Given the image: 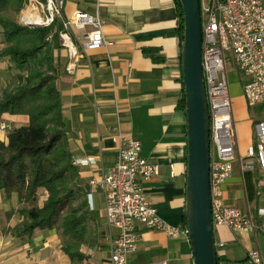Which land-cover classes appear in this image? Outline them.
Instances as JSON below:
<instances>
[{"label": "crops", "instance_id": "obj_1", "mask_svg": "<svg viewBox=\"0 0 264 264\" xmlns=\"http://www.w3.org/2000/svg\"><path fill=\"white\" fill-rule=\"evenodd\" d=\"M64 17L75 10L99 14L103 20L106 44L89 50L68 73L69 58L57 38L51 50L56 68L55 84L61 101V115L72 159L93 160L76 165L91 220L97 226L98 245L85 250L79 264H110L111 240L118 230L105 219L104 194L91 191L90 179H100L114 164L120 135H131L141 144L140 154L158 167V173L141 180L146 199L167 224L184 228L187 163V120L182 103L184 85L181 69V42L176 34L177 13L173 0H63ZM54 39V38H53ZM52 39V41H53ZM3 43H0V47ZM1 50V48H0ZM18 72L6 57L0 56V92ZM237 151L253 141L254 113L242 89L230 87ZM0 141L11 130L28 124L25 115L3 114ZM246 150V149H245ZM37 203L47 196L43 189ZM223 201L256 223L252 231L213 228L218 264H255L248 253L258 249L264 264V169L241 170L233 163L231 175L223 183ZM16 193L0 192V264H74L62 250L55 229H24ZM9 216H7V214ZM102 226H99V224ZM136 249L128 255L129 264L165 260L166 264H193L187 235L170 237L163 232L135 226Z\"/></svg>", "mask_w": 264, "mask_h": 264}, {"label": "built area", "instance_id": "obj_2", "mask_svg": "<svg viewBox=\"0 0 264 264\" xmlns=\"http://www.w3.org/2000/svg\"><path fill=\"white\" fill-rule=\"evenodd\" d=\"M63 0H26L18 21L26 27H54L45 40L57 38L68 55L66 66L73 73L76 63L87 51L106 44L103 20L99 14L75 10L63 15ZM202 32V73L209 114V190L212 225L226 226L232 231H252L253 218L240 213L223 201V183L231 175L233 163L241 170L258 166L264 169V109L253 120V141L244 155L237 151L228 81L227 63L233 62L242 76V94L248 105L264 106V0L200 1ZM0 129H7L0 123ZM141 144L131 135H120V146L114 164L100 179L92 178L91 191L100 189L105 200V219L118 233L112 237L110 264H129L128 255L136 249L138 234L135 226L163 232L170 237L187 235V229L171 226L157 214L146 199L141 180L158 173V167L141 156ZM93 160L74 159L73 164ZM221 247L223 242L214 243ZM249 260L261 263L258 249L248 253ZM147 264H166L159 260Z\"/></svg>", "mask_w": 264, "mask_h": 264}, {"label": "trees", "instance_id": "obj_3", "mask_svg": "<svg viewBox=\"0 0 264 264\" xmlns=\"http://www.w3.org/2000/svg\"><path fill=\"white\" fill-rule=\"evenodd\" d=\"M23 1L0 0V34L4 45L0 56L8 58L19 70L11 84L0 92V117L9 114L28 118L26 126L11 130L5 143L0 141V192L6 197L16 193L24 204L19 209L23 235L30 236L35 229L57 230L62 237V250L71 263L79 264L87 258L81 247L89 239L87 224L91 213L85 199L87 185L81 184L67 146L55 84L56 68L49 42L45 40L54 27L59 28V22L51 27L20 25L14 14L21 10ZM173 1L176 34L181 42L182 9L179 0ZM41 189L47 196L39 206Z\"/></svg>", "mask_w": 264, "mask_h": 264}, {"label": "water", "instance_id": "obj_4", "mask_svg": "<svg viewBox=\"0 0 264 264\" xmlns=\"http://www.w3.org/2000/svg\"><path fill=\"white\" fill-rule=\"evenodd\" d=\"M181 69L187 120L184 217L193 264H217L209 190V114L202 73L200 0H179Z\"/></svg>", "mask_w": 264, "mask_h": 264}, {"label": "rangeland", "instance_id": "obj_5", "mask_svg": "<svg viewBox=\"0 0 264 264\" xmlns=\"http://www.w3.org/2000/svg\"><path fill=\"white\" fill-rule=\"evenodd\" d=\"M24 1H26V0H24ZM24 1H23V4H24ZM200 1L207 2L208 0H200ZM19 12L14 14V18H15L17 23H19V21H18ZM2 42H3V38H2V35L0 34V43H2ZM49 45H50V51L53 49V47L57 46L56 45V37L53 39V41L49 42ZM3 46H1L0 48L2 49ZM226 67H227V71H228L229 86L232 87L233 89L239 88V86L241 87L242 76H241L240 72L236 69L233 62H228ZM259 109H264V106H253L252 107V110L254 111V113H258ZM232 110H233V101H232ZM245 149H246V147L242 145V146H240L239 152L243 153L245 151ZM41 196H42V194H40L38 196V201L39 200L41 201V199H40ZM79 200L81 201L82 199H79ZM99 226H102V224L100 223ZM87 228H88L89 239H88L86 245H83L82 247L85 250H88V248L94 249L98 245L97 226H96L94 220H90L88 222ZM61 239H62V237H61Z\"/></svg>", "mask_w": 264, "mask_h": 264}]
</instances>
